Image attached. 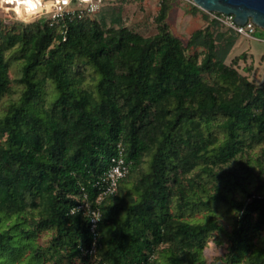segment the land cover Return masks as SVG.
Returning <instances> with one entry per match:
<instances>
[{
    "label": "trees",
    "instance_id": "obj_1",
    "mask_svg": "<svg viewBox=\"0 0 264 264\" xmlns=\"http://www.w3.org/2000/svg\"><path fill=\"white\" fill-rule=\"evenodd\" d=\"M171 1H159L155 21L161 26L149 36L123 26L103 28L91 18L0 29V100L12 82L7 52L21 59L18 98L0 113V264L25 256L29 263L22 264H44L55 254V264L77 256L93 264L78 249L90 244L88 218L69 209L83 192L93 201V182L118 142L130 164L127 176L138 175L130 185L121 179L116 194L102 202L100 263L132 264L155 252V264H205L207 238L221 227L212 209L206 220L184 216L214 201L233 212L220 263L264 264V178L255 191L244 188L243 199L217 189L198 199L194 184L200 181L189 177L205 157L227 165L243 153L246 138L264 141V82L225 66L231 38L220 55L207 27L195 29L186 45L204 46L202 59L187 56L166 28ZM258 33L264 36V29ZM86 65L96 74L93 90L81 85ZM45 79L52 85L48 99ZM217 118L218 139L210 130ZM213 165L201 166L202 173L223 178ZM258 167L259 177L264 169ZM40 231L50 234L45 247L36 241ZM164 242L170 247L159 256L156 248Z\"/></svg>",
    "mask_w": 264,
    "mask_h": 264
},
{
    "label": "rangeland",
    "instance_id": "obj_2",
    "mask_svg": "<svg viewBox=\"0 0 264 264\" xmlns=\"http://www.w3.org/2000/svg\"><path fill=\"white\" fill-rule=\"evenodd\" d=\"M159 1L119 0L115 3L102 6L93 13L91 19L99 22L103 28L123 26L142 36L153 35L158 31L159 26H161V23L155 21ZM171 5V10L168 12L165 20L166 28L180 39L187 56L195 55L198 62L202 59L207 51L204 46L192 45L187 47L186 45L188 38L195 29H205L207 27L214 38L217 53L220 55L224 54V50L228 47V41L231 38L230 46L223 57V64L225 66L234 69L238 74L245 76L248 80L254 81L256 84L264 82V36L258 33V31L262 30L260 27L253 25L254 31L252 34L258 39L246 37L245 35L235 33L225 23L213 22L215 20L210 18L208 11L199 8L192 0H172ZM192 6H196L198 10H193ZM33 22H21L13 13L0 11V29H6L15 24L26 25ZM221 33L223 36L219 38L218 35ZM205 37L206 34H202L200 38L205 39ZM6 57L9 63L8 76L12 82L6 93L1 97L0 113L9 103L18 98L20 92V85L16 82V79L20 76L21 59L12 50L7 52ZM95 76L96 74L93 69L86 65L85 70L83 71L82 69L81 80L83 79V81L81 85L93 90ZM203 77L210 83L213 81L209 73H204ZM43 90L44 98L48 99L52 94V85L46 79L43 82ZM219 122V118L214 119L211 122L212 127L210 128L211 134L215 135L217 139L222 137ZM262 149H264V141L255 138H246L244 149L242 150L243 153L237 154L227 165H213L214 156H208L200 160L202 161V167H205V164L213 165L217 173L223 170L225 175L223 178H218L209 170H206V173H202L201 166H196L190 172L189 177L195 176L194 180L200 181V183L194 184L195 191L198 192L197 198L199 199L202 196L201 198L203 199L209 193H214L216 189L222 191L227 190L229 194L231 193V197L235 199H243L245 197L244 188L255 191L261 179L264 178V173H261L259 177L257 176L259 169L258 163L264 169V154L262 153ZM142 167V170L146 169L147 165L144 163ZM141 169L139 171H142ZM226 172H230V175H233V179L240 181V184L244 187L242 188L241 185L240 187L232 185L227 180ZM137 175L138 173H133L127 176L126 183L130 185ZM202 185L207 188V192L202 189ZM210 209L214 211V219H216L218 226L221 228L213 230L207 238L202 251V258L205 264H221L220 258L228 248L226 232L230 231L231 225L233 224V212L222 203L210 201L206 205L199 204V207L193 212L187 211L184 217L191 220H206V215ZM261 235H264V231ZM49 236L50 234L46 231H40L36 241L40 246L45 247L48 244ZM259 240L260 238L256 241L257 246L258 244H263V241L260 242ZM170 244V242H164L157 246L156 252H158L159 256L163 255L169 249ZM61 254L63 255V252ZM56 256V254L55 256H49L44 264H55V260L58 259ZM10 261L11 263L12 261L14 262L12 258ZM26 261L29 263L28 256L23 257L21 262H14V264H22ZM58 262L59 264H85L78 256L70 259L62 257Z\"/></svg>",
    "mask_w": 264,
    "mask_h": 264
},
{
    "label": "built area",
    "instance_id": "obj_3",
    "mask_svg": "<svg viewBox=\"0 0 264 264\" xmlns=\"http://www.w3.org/2000/svg\"><path fill=\"white\" fill-rule=\"evenodd\" d=\"M119 0H0V11L11 12L17 16L21 22L46 21L48 25L55 22L72 18H91L93 13L107 4L115 3ZM210 18L219 23H225L235 33L253 36L255 25L247 19L244 24L235 22L232 14H225L215 11H208ZM263 40V39H260ZM130 172V164L126 160L124 147L120 142L115 145V154L110 158L109 166L93 182L97 193L93 201L88 198V194L83 192L76 197V202L70 207L77 208L76 212L88 218V230L90 233V244L79 246V254L93 262V264H102L97 259V249L99 246L98 224L100 220H93L96 217L101 218V205L107 196L115 195L118 183L126 178ZM156 253H150L146 259L132 264H155Z\"/></svg>",
    "mask_w": 264,
    "mask_h": 264
},
{
    "label": "water",
    "instance_id": "obj_4",
    "mask_svg": "<svg viewBox=\"0 0 264 264\" xmlns=\"http://www.w3.org/2000/svg\"><path fill=\"white\" fill-rule=\"evenodd\" d=\"M206 11L232 14L236 23L244 24L250 19L264 29V0H192Z\"/></svg>",
    "mask_w": 264,
    "mask_h": 264
},
{
    "label": "clouds",
    "instance_id": "obj_5",
    "mask_svg": "<svg viewBox=\"0 0 264 264\" xmlns=\"http://www.w3.org/2000/svg\"><path fill=\"white\" fill-rule=\"evenodd\" d=\"M71 211L73 212V213H75L76 211H77V208L76 207H73L72 209H71ZM101 218L98 216V217H96L95 219H93V220H100Z\"/></svg>",
    "mask_w": 264,
    "mask_h": 264
},
{
    "label": "crops",
    "instance_id": "obj_6",
    "mask_svg": "<svg viewBox=\"0 0 264 264\" xmlns=\"http://www.w3.org/2000/svg\"><path fill=\"white\" fill-rule=\"evenodd\" d=\"M171 10V9H170Z\"/></svg>",
    "mask_w": 264,
    "mask_h": 264
}]
</instances>
